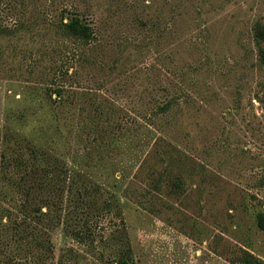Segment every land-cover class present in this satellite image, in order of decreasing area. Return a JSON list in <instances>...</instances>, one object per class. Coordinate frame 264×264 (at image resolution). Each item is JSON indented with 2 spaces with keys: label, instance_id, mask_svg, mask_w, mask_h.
<instances>
[{
  "label": "rangeland",
  "instance_id": "rangeland-1",
  "mask_svg": "<svg viewBox=\"0 0 264 264\" xmlns=\"http://www.w3.org/2000/svg\"><path fill=\"white\" fill-rule=\"evenodd\" d=\"M58 3L59 13L68 8L95 29L92 64L68 55L54 30L33 28L17 38L0 37V127L9 90L19 94L25 83L50 81L54 73L57 85L111 100L119 109L114 117L127 123L123 114L142 106L141 100L145 104L151 89L146 69L164 52L159 40L163 27L152 30L167 12L159 9L163 0ZM38 4L45 6L41 11H54L48 0ZM191 7L189 40L197 48L179 52L182 64L191 58L201 69L199 84L191 91L189 107L183 105V115L175 118L171 142L195 156L198 174L185 173L186 194L172 196V189L164 188L158 199L133 179L135 163L118 158L123 178L111 188L122 201L129 244H122L114 215L105 218L96 208L82 209L95 242L76 245L80 264H113L125 252L136 264H234L242 249L264 264V233L256 225V214L264 212V67L253 32L257 23L264 24V0H192ZM4 23L13 26L10 20ZM172 67L161 68L163 82L174 77ZM167 174L175 179L177 170ZM54 240L57 264L74 244L60 232Z\"/></svg>",
  "mask_w": 264,
  "mask_h": 264
},
{
  "label": "trees",
  "instance_id": "trees-1",
  "mask_svg": "<svg viewBox=\"0 0 264 264\" xmlns=\"http://www.w3.org/2000/svg\"><path fill=\"white\" fill-rule=\"evenodd\" d=\"M39 1L0 0V37L17 38L33 28L54 30L65 41L68 55L92 64L89 53L98 36L90 21L68 8L59 13L58 0H48L54 7L51 13L41 11L45 6ZM191 2L163 0L160 5L167 12L152 30L163 27L159 40L165 44L164 52L146 69L151 89L145 104L141 100L142 106L136 103L140 107L123 114L127 123L115 118L119 109L108 98L57 85V73L49 81L41 72L40 80L45 81L25 83L19 94L9 90L0 127V264H55L58 232L74 245L65 249L57 264H80L76 245L95 242L88 233L90 222L82 221V209L96 208L105 218L114 215L122 244H129L122 201L111 188L123 178L118 158L135 163L133 179L146 193L158 199L164 188H171L172 196L186 194L185 173L198 174L195 156L172 144L171 136L177 128L175 118L183 105L189 107L191 91L199 84L201 69L191 58L182 64L179 52L197 48L189 40L194 24L189 17ZM179 23L186 25L178 30ZM253 32L264 67V24L257 23ZM170 65L174 77L165 83L160 70ZM174 170L175 179H168L167 173ZM126 188L129 191V185ZM256 225L264 233V212L256 214ZM114 262L136 264L127 252L118 253ZM233 263L263 264L247 249Z\"/></svg>",
  "mask_w": 264,
  "mask_h": 264
}]
</instances>
